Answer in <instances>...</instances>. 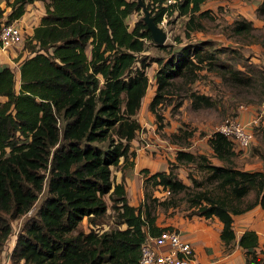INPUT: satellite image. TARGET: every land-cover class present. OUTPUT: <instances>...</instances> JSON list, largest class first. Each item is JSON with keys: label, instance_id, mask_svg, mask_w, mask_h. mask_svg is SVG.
<instances>
[{"label": "trees", "instance_id": "obj_1", "mask_svg": "<svg viewBox=\"0 0 264 264\" xmlns=\"http://www.w3.org/2000/svg\"><path fill=\"white\" fill-rule=\"evenodd\" d=\"M32 1L7 0L11 10L4 20L0 5V22L22 16ZM204 1L177 0L179 12L188 15L189 29L202 26L197 16L210 12L202 8ZM164 2L146 3L157 22L169 5ZM141 7L139 0H49L26 38L30 54L20 63V90L11 65L0 64V93L6 96L0 100V252L14 232L13 219L34 205L45 185L49 192L17 233L11 250L14 264H139L147 232L162 228L145 200L148 189L144 201L135 205L129 201L124 172L120 181L113 176V166L124 170L134 163L132 139L142 127L137 112L149 85V55L143 51L154 40L152 32L143 17L132 28L126 20ZM251 25V19L235 20L239 32ZM204 41L171 50L166 60L153 58L160 67L150 108L159 119L163 117L156 105L162 90L178 73L190 72L195 79V66L205 59L198 48ZM195 95L207 102L211 98ZM210 142L222 163L182 147L176 159L190 162L200 156L220 173L215 185L191 197L196 200L192 214L219 217L221 237L230 244L234 214L257 204L264 207V169L237 166L234 141L222 132L216 130ZM143 170L145 183L182 184L171 169ZM109 206L118 226L101 227ZM85 216L91 223L88 230L80 225ZM239 244L247 249L249 262H264L255 250L256 230H245Z\"/></svg>", "mask_w": 264, "mask_h": 264}, {"label": "rangeland", "instance_id": "obj_2", "mask_svg": "<svg viewBox=\"0 0 264 264\" xmlns=\"http://www.w3.org/2000/svg\"><path fill=\"white\" fill-rule=\"evenodd\" d=\"M43 1L46 4L49 0ZM43 1L40 3L44 8ZM149 1L152 0H145L146 3ZM164 3L169 5L159 23L168 33L164 42L166 46L158 45L155 40L147 41V48L143 52L149 55L150 63L147 66L149 85L146 94L143 96L137 117L145 132L149 133L151 130V138L158 135V137L166 140L168 144L165 148L170 152V156L168 153L166 154L168 169H171L174 177L176 176L177 180L182 181V184L178 183L173 188L170 185L165 186L161 182L155 183L154 179L146 180L145 183V173L140 176V179L142 178V185L145 190L144 196H147V189L150 193V197L144 199L152 204V212L156 213L157 217L163 219L168 217L204 219L202 218L204 215H200L202 216L200 217L198 214H192V211L196 209L192 203L196 200H192L191 197L195 196L198 191H206L207 188L215 185L220 173L213 171L206 164L208 160L200 156L191 159L190 162L176 159L177 151L179 147H182L194 152H203L208 155L213 163H222L221 159L213 153L210 137L227 117H239L242 109L247 108V111L253 115L247 122L257 118V121L250 124L255 135L251 144L246 147H241L234 142L237 153L234 155V160L236 165L241 168L256 169L263 166L264 0H205L202 8L210 9V12L203 16H197L202 26L194 29L187 27L188 15L179 12L177 0H165ZM4 8L2 19L6 20L8 11L11 10L7 1ZM37 8H39L38 5L33 8L34 12L38 13L37 17L27 12L24 13L25 15L12 20L13 23L23 25L25 29L23 40L11 46L9 50L13 52L17 50L18 53L20 51V54L23 53L26 38L31 34L27 27L30 26L31 28L34 25L39 17V11H41ZM153 8L158 9L157 3ZM143 15L142 7L131 12L126 17L130 28ZM241 18L251 19L252 25L239 32L235 30V20ZM201 40H206L198 45L199 52L205 56V59L197 62L195 79L189 78L192 75L190 72L178 73L171 77L172 83L162 90L164 95L156 105L157 111L163 117L159 119L150 108V101L158 87L155 74L160 67L158 61L153 58L160 57L166 60L172 55L171 50L178 51L186 43H196ZM192 49L194 50V46H192L191 51H193ZM192 56L198 59L193 53ZM17 58L18 56L14 62L7 59L1 61L3 62L1 65L8 63L11 65L16 74V89L20 90V66ZM195 94L209 95L211 98L207 102ZM26 139H30V137ZM146 151L149 154L148 149ZM120 168L122 170L121 165L113 166L114 179L121 172ZM136 186L135 184V189ZM48 193V186L45 185L39 192L33 205V211ZM134 196L138 197L136 194ZM128 197L130 199V196ZM106 198L110 204L109 196L106 195ZM33 211H27L13 219L14 232L10 234L0 252V264H14L11 260L10 250L12 241L16 239L18 231L22 229L24 222L33 214ZM80 225L87 230L91 227L86 216ZM116 226L118 224L115 222L112 208L109 206L108 212L101 222V227ZM122 226L125 227L123 224Z\"/></svg>", "mask_w": 264, "mask_h": 264}, {"label": "crops", "instance_id": "obj_3", "mask_svg": "<svg viewBox=\"0 0 264 264\" xmlns=\"http://www.w3.org/2000/svg\"><path fill=\"white\" fill-rule=\"evenodd\" d=\"M6 1L7 0H0V5L4 7ZM40 1L43 0H34L29 2L26 6L25 14L27 12L32 13V16L35 15V17H37L38 13L34 12V6L38 5L39 8L37 9L41 10L39 11V17L34 25H32L31 28L30 26H26L27 30L31 33L34 30V26L39 23L41 16L46 10L45 6L44 8L43 5L41 6ZM9 49L10 47L3 48L0 45V64L3 63L1 61L6 59L14 62V59L18 56V65L20 66L22 59L26 55L30 54L27 49H24L21 54V51L18 53L17 50L13 52ZM5 98L6 96L0 93V100H4ZM251 117H253V115L251 112L249 113V111H247V108L242 109L239 115V118L243 121H248ZM150 132L151 130H149L148 133L142 128L138 130L136 136L132 139V146L137 152L134 158V163L132 165L125 166L124 170H121L120 168L121 172H119V175H116V180L120 181L122 180V174L124 172L126 189L128 196H130L129 201L135 205L144 201L145 198L142 178L140 179V176H143L145 171L141 170V168L150 167L152 172L156 170H169L168 163L166 161V154H169L170 152H168L165 148L168 143L164 138L158 137V135L155 138H151ZM147 149L149 154L146 151ZM153 151L155 152L153 153ZM262 163L263 166L261 169H264V161H262ZM135 184L137 185L136 189ZM135 194L138 197H135ZM202 218L204 219L179 217H168L163 219L161 217H157L156 224L161 227H176L180 229L184 236L192 239L196 248L195 258L193 259L192 264H258V261L254 260H250L249 262L248 254L246 252L247 249L239 244L241 234L247 229H254L258 232L259 244L255 247V250L258 255L264 258V207L261 204H257L241 213L234 214L233 227L235 237L231 240V246L230 244H226L221 237L223 222L219 217L214 215L210 217L203 216ZM262 264H264V262Z\"/></svg>", "mask_w": 264, "mask_h": 264}, {"label": "built area", "instance_id": "obj_4", "mask_svg": "<svg viewBox=\"0 0 264 264\" xmlns=\"http://www.w3.org/2000/svg\"><path fill=\"white\" fill-rule=\"evenodd\" d=\"M24 38L21 24L0 22V45L3 48L18 44ZM250 122L239 117H227L217 130L231 138L241 147L251 144L254 139V130ZM168 191H170L168 189ZM32 206L28 211H33ZM15 241V240H14ZM14 241H12V250ZM196 248L189 237L184 236L176 227L163 226L157 233L147 232L141 245L139 264H192Z\"/></svg>", "mask_w": 264, "mask_h": 264}, {"label": "water", "instance_id": "obj_5", "mask_svg": "<svg viewBox=\"0 0 264 264\" xmlns=\"http://www.w3.org/2000/svg\"><path fill=\"white\" fill-rule=\"evenodd\" d=\"M139 2L144 11L143 19L147 23L148 28L151 30L154 40L157 43H164L168 37L166 29L155 20V17L151 13L146 2L143 0H139Z\"/></svg>", "mask_w": 264, "mask_h": 264}]
</instances>
